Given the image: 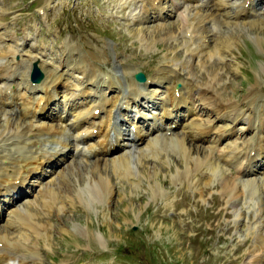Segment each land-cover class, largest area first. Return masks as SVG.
Returning <instances> with one entry per match:
<instances>
[{
    "label": "rangeland",
    "instance_id": "1",
    "mask_svg": "<svg viewBox=\"0 0 264 264\" xmlns=\"http://www.w3.org/2000/svg\"><path fill=\"white\" fill-rule=\"evenodd\" d=\"M228 1L235 4L243 0ZM130 2L132 4L128 6ZM201 2L198 4H201L203 13L215 9L220 19L216 28L207 22L208 28L203 32L200 28L196 30L197 27L181 29L180 26L182 18H178L179 15L187 7L194 11L198 5L195 0H186L176 11H170V1L165 2L167 12L172 14L157 18L156 13L149 10L147 18L136 24L134 15L139 8L134 0H0V46L6 50L13 44V38H17L16 42L22 44V53H27L26 56L29 53L42 54L46 65L40 67L44 73L51 70L52 63L55 67L62 65L63 69L68 68V73L75 66L71 72L74 82L78 81L81 73V67H77L80 72L76 68L79 59L82 64L84 61L99 62L97 65L105 70H112L115 61H119L123 68L131 71V77L137 70L153 77L167 65L168 59L176 56L189 66L179 72L186 80L191 76L188 69H192L201 81H208L209 75L216 73L215 91L222 100H232L245 115H254L258 110L264 113V0H254L255 7L248 10L250 16H240L236 20L226 17L224 9H216L209 0L206 5ZM235 5L229 7L233 14L240 9ZM201 33L206 36L204 42L198 39ZM222 35H230L228 44H217ZM186 41L191 48L197 46L195 53L188 50ZM229 42H233L232 45ZM207 44L210 48L218 47L219 53L208 58L198 52L197 48ZM68 62L70 64L64 67ZM18 80L20 83V77ZM178 82L182 85L181 81ZM177 83L175 88L180 89ZM24 84H20L21 89ZM114 91L109 90L108 93ZM160 95L164 96L162 89L153 99H141L138 109L144 108L150 114L160 115ZM69 96L73 98L74 95L71 92ZM201 108L205 113L207 109ZM229 114L226 112L219 118L212 112L211 123L215 126L225 123L233 131L243 128L246 120L232 121ZM128 116L129 121H125L124 126L127 128L131 127L134 114L131 112ZM4 117L1 114L0 120L4 121ZM181 117L179 114L175 120L180 121ZM152 120L153 117L149 116L145 121H137L145 137L141 142L134 145L131 142L111 154L100 155L97 160L91 151L81 155L78 149L72 148L73 156L60 162L55 159L44 167V174L39 175V171L33 174L30 181L34 186L29 188L28 183L15 191L13 197H16L2 204L4 214L0 220V230L8 231L14 240L21 231L22 234L27 232V237L31 234L18 219L11 223L7 212L17 206L26 207L30 199H37V191L41 189L38 186L48 182L50 172L55 176L56 173L63 175L59 178V185L64 186L56 189L60 197L47 196L46 202L37 199V207L30 209L33 215L36 213L35 221L38 219V222L49 225V233L37 238L28 237L25 245L23 242L8 245L6 248L14 253L13 257L18 255L16 258L20 259L24 254L23 264H264V244L260 242V236L264 238V184L257 194L260 198L257 206L254 202H246L248 192L232 198L231 191L225 190L223 185L222 172L209 182L211 176L208 171L184 180L175 178L178 167L184 168L186 158L172 143L167 147L163 144L147 147V139L151 136L148 126ZM181 129L177 125L170 132L181 134ZM243 129L241 137L253 143L254 129L247 131V124ZM262 135L264 138V124ZM212 138L210 134L208 140ZM233 138L234 135L225 137L220 146H226ZM208 140H192L191 143L204 146L210 143ZM128 153L133 154L135 173L130 174L124 169L117 172L110 165V160ZM249 153L254 154V150ZM230 156L232 162L225 165L229 176L246 179V176L260 178L263 175L264 165L259 162L264 163V156L261 155L255 173L250 176L239 173L234 166L233 155ZM93 166L109 180L105 197L90 194L81 197L77 194L80 178H85L81 181L85 184ZM199 177L202 180L195 185ZM258 207L261 208L259 211L256 210ZM239 209L242 210L241 215L237 214ZM42 231L44 229L40 228L39 232ZM31 244L36 250L24 251L23 248L28 249Z\"/></svg>",
    "mask_w": 264,
    "mask_h": 264
},
{
    "label": "bare ground",
    "instance_id": "2",
    "mask_svg": "<svg viewBox=\"0 0 264 264\" xmlns=\"http://www.w3.org/2000/svg\"><path fill=\"white\" fill-rule=\"evenodd\" d=\"M136 1H140L139 4ZM168 1H170L172 6L170 11H173V9L176 11L186 0H134V4L139 8L138 12L134 15L135 24L137 21L141 22L144 18L146 19L149 10L155 12L157 18L164 17L166 14H172L173 12H167L168 8H166L165 2ZM189 1L193 2L194 0ZM195 1L198 4L199 1L203 0ZM209 2H212V5L215 4L218 10L224 9V13L227 15L225 16L231 17V19L234 18L235 20L240 16H250L248 10H253L255 7L253 6L254 0L233 2L236 5L228 0H209ZM201 3L204 4V2ZM131 4L130 2L128 6H131ZM206 4H208V0H206ZM200 5V3L197 6L195 5L194 11L186 6L187 8L184 9L183 15L177 16L178 18H182L181 29H185V27H197L196 30L200 28L203 32L208 28L207 22L212 23L215 28L218 26L220 19L219 17L217 18L216 10L213 9L210 13L205 14ZM230 5H235L240 9L233 14L229 9ZM180 12H183V10H180ZM198 19L199 23H196ZM183 22L186 23L183 24ZM201 22L203 24H200ZM250 24H254V22ZM229 36L222 35L217 39V44L227 43L230 41ZM205 38V34L198 36V39H202V42H204ZM13 39L11 42L13 44L8 49L3 50L2 46H0V115L3 114L5 116L4 121L0 120V220L4 214L2 204H7L6 200L14 199L16 197H13L14 192L23 189L26 187V184L28 185L29 183V188L32 185L34 186V182L30 181V177L33 174H38V171L39 175L44 174L46 172V165L48 166L55 159L56 162H60L68 156H73L74 150L72 148L78 149V153L81 152V155L88 154L87 151H91V153L95 154V159L97 160L102 154H111L109 152L113 150L112 143L115 144L114 147L120 149L125 148L131 142L135 144L143 140L145 138L144 132H142L143 128L136 125L134 129H127L124 127V124L129 119L128 114L131 112L135 118L140 119L142 117L147 120L151 114L146 112L144 108L138 109V103L144 98L146 100L157 97L160 89L165 92L164 96L160 95L161 103L159 106L162 116L161 114L158 115L159 113L152 115L154 121L148 126L151 136L147 139V147L155 148L159 144L167 147L169 143H172L181 151L183 157L186 158L184 168H176L175 175L177 177L175 178L184 180L187 177L191 178L192 176L203 175L208 171L211 176V179L208 180L209 182L212 181L214 175L222 172L221 176L225 181L223 185L226 188L225 190L231 191L232 198L235 199L244 192H248L246 202L250 204L254 202L258 206L257 203H259L260 198L257 197V194H259L261 184H264V173L260 178H256V176H246V179L239 176L231 177L226 174L225 165L232 162L230 155H233L235 159L234 166L237 167L236 170L239 173L249 176L255 173V167L258 166L257 161H259L261 155L264 156V138L262 135L264 113L258 110L254 115H245L238 110V105L234 104L235 102L233 103L232 100H222L220 94L218 95L215 91V84L217 82L216 73L209 75L208 81H201L192 69H188V74L190 73L191 78L189 77L186 80L181 75L182 73L179 72L187 70L189 66L184 62L185 60L181 61L176 56H173L168 59L167 65L162 66L153 77H148L145 82H139L134 74V78L131 77V71L123 68L119 61H115L114 64L116 65H113L112 70H105L106 68L103 69L97 65L99 62L91 61L97 63L93 64L84 61V64H82V61L79 59L78 64H76V68L78 66L81 67L78 81H73L74 75L72 76L71 73L75 66L68 73V68L63 69L62 65L55 67V64L52 63L51 70L45 73L44 78L40 82H33L29 77L32 69L31 66L34 62H38L40 66L44 67L46 62L40 53H29L27 56L25 55L27 53L23 54L21 49L22 44L16 42L17 38L14 37ZM232 43L229 42L230 45ZM207 46L208 44L204 47L202 45L201 49L197 48L198 52L203 53V55L206 54L208 58L214 55V53H219L218 47L216 48L215 46L213 48L211 46L212 48H210L208 46L207 48ZM187 48L193 51V53L196 51L195 48L189 47L188 42ZM38 55H41L42 58ZM84 56L90 60L86 55ZM69 64V62L66 63L64 67ZM77 70L80 72L78 68ZM70 75L71 78L68 77ZM152 81L155 82L157 88H155ZM178 81L182 82V88L180 89L175 88ZM24 82L23 89H21L20 84ZM109 90L115 91L109 94ZM71 92L74 95L73 98L69 96ZM60 96L63 98L61 99ZM254 102L252 100V103ZM132 106L136 108H131ZM202 106L205 107V110L207 109L205 113L201 112L203 110ZM212 112L216 113L219 118L226 112H230L229 117L232 121L245 119L246 121L242 127L246 129L247 124V131L254 129L256 133L253 137V143L241 137L244 130L241 127L236 130L239 132L238 135L240 136H238L236 131H233L230 127L227 128L228 125L225 123L219 126L213 125L210 117ZM171 114H175V116L182 114L181 120H168V118L164 120V116ZM137 121L134 119L132 122L135 124ZM173 123H176L175 126L180 125L182 128L181 134L170 132L173 128ZM210 134L213 135L212 140H208ZM231 135H234V138L226 146L221 147L220 141L225 137L230 138ZM192 140H199L200 142L208 140L210 143L200 146V144H192ZM195 146L196 151L194 150ZM258 147L259 149H257ZM248 149L249 151L254 150V154L250 155ZM141 151L144 153L143 150ZM159 153H161V150ZM132 158L133 154L130 153L116 158L113 157L110 160V165L112 164L117 172L124 169L128 173L134 174ZM259 163L260 165H264L262 161ZM94 166L91 168V173L87 176L85 184L81 182L85 178H80L77 194L81 197L88 194L105 197L108 191L109 180ZM53 173H49L50 178L47 180V183H40V186H38L39 188L41 187L37 191L38 200L46 202L47 196L55 199L59 193L56 189L64 186L59 185V178L63 175L61 176L56 173L55 176ZM201 180L202 177H199L194 184H199ZM29 188H26L27 191H29ZM37 199H30L26 207L17 206L11 209L10 214L7 212L8 220L11 223L18 219V221H21L25 225V228L31 234V236L28 235L30 238L32 236L37 238L49 233V225L38 222V219L35 221L36 213L33 215L32 211H30L38 203ZM62 207L61 205L60 208ZM260 209L258 207L256 210L259 211ZM37 214L39 215V213ZM237 214L241 215L242 210H237ZM40 228L44 229L42 233L39 232ZM7 232L6 230H0V242H2V246L0 247V264H10V262L12 264H23L26 256L22 253L23 256H20V259L16 258L18 255L13 257L12 254L14 253L11 254V251L6 247L8 245L13 246L16 243L20 245L22 242L25 245V241L29 240L27 232L22 234L21 231L19 233L21 235L15 240L13 239L15 237L9 236ZM260 238V242L264 244L263 236H260ZM33 244L28 249L24 247V251L34 252L36 247ZM21 250L18 251L20 252Z\"/></svg>",
    "mask_w": 264,
    "mask_h": 264
},
{
    "label": "water",
    "instance_id": "3",
    "mask_svg": "<svg viewBox=\"0 0 264 264\" xmlns=\"http://www.w3.org/2000/svg\"><path fill=\"white\" fill-rule=\"evenodd\" d=\"M31 75L32 79L37 82L41 81L44 77V72L39 66L38 62H34ZM135 77L140 81H144L146 79V74L144 71L138 70L135 72Z\"/></svg>",
    "mask_w": 264,
    "mask_h": 264
}]
</instances>
